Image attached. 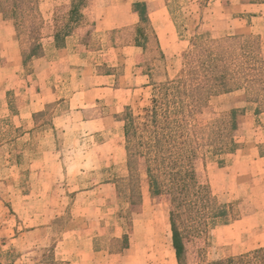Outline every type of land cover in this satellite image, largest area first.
Wrapping results in <instances>:
<instances>
[{"label": "rangeland", "instance_id": "obj_1", "mask_svg": "<svg viewBox=\"0 0 264 264\" xmlns=\"http://www.w3.org/2000/svg\"><path fill=\"white\" fill-rule=\"evenodd\" d=\"M171 1L174 3V11H179L174 16L175 21L181 27H185L182 41L188 45L184 48L176 47L177 53L180 50L182 52L169 63L153 55L151 64L155 70L152 77L155 87L137 90L134 95L128 97L130 98L126 108L129 119L128 149L143 154L142 158L138 159L136 175H133L135 182H138V189L132 198L127 165L122 166L121 156L118 155L121 149L119 141L124 133L121 125L110 122L103 130L92 127H69V133L65 134L66 139H59V142L55 143L52 141L53 135L59 133V128H56L58 130L56 133L53 131L55 127L42 125L48 122L57 123V120L65 118L69 113L68 109L60 107L61 109L56 111L49 110L45 114H36L33 121L39 126L32 130L30 136L24 135L29 129V119L26 117L31 109L29 102L32 94L29 86L33 85L34 80L26 79L27 75L24 76V72L19 68L20 59L18 60L17 56L10 59L3 57L0 60V264L13 262L14 257L27 248L44 252L39 258L41 263L53 261L51 254L55 246L61 248L60 252L64 253V257L67 256L70 216L78 213L79 218H82L80 214L83 213L82 206H79L78 210L74 209V212L71 209L70 192L87 184H100L101 181H108L111 188L103 192L105 194L102 197L103 207L95 206L88 212L84 211L91 216L92 221H95L94 216L99 217L98 214H101L106 236L103 241L107 242L110 250H117L119 245L114 243L111 236L126 228L127 222L133 217L128 207L131 199L139 200L141 194L153 212L159 208L158 203L165 204L167 210L170 208L168 195L151 197L148 194L145 173L146 162L151 161L153 174L158 177L159 182L164 187L171 186L169 175H166L168 172L166 167L172 169L167 159L170 153L176 160L173 172L184 171L189 166L194 172L199 188L209 200L206 206L201 205L202 210L198 215L191 212L189 215L183 213L184 215L180 217L177 225L182 233L181 264H259L257 259L259 256L252 255L254 250L251 248L256 242L255 239L252 242L253 231L264 232V90L262 92L260 90L262 87L257 83L244 85L238 78L220 88L214 86L215 81L209 80L210 82L204 86L209 92L233 88L236 85L241 87L229 93L209 96L196 109L175 94L171 83L178 81L181 76H183L181 79H185V70L192 68L187 61L197 62L198 58L203 59L206 54L202 53L205 47L229 38L237 39L221 43V49L215 48L212 53L215 55L222 53L226 47L228 48L226 57L246 52L248 55L245 61L254 66V74L264 77V6H260L264 5V0H197L193 6L187 5L186 0ZM8 2L10 0H2L4 4ZM55 2L60 3L61 0H38L36 3L42 22L39 42L46 50L50 46L47 37L52 27L63 26L68 22V17L64 14L57 15L53 20L48 19V15L45 16ZM241 5L253 7L244 8ZM39 6L46 20L43 19ZM61 8L59 9L63 11L65 7ZM45 25L46 29L43 30ZM127 37L129 35L124 36ZM101 39L99 37L91 40L90 37L89 49L91 51L100 49ZM104 40L106 42L107 38ZM9 46V42L8 44L4 42V47H0V53L6 50L11 53L13 49L20 53L17 39L12 49ZM68 56L62 57L66 66ZM92 56L93 54L85 61L89 63L85 68L87 76L90 75L88 71L90 65L99 67L100 72L114 70L120 77L125 76L127 69L134 67V55L128 51H105ZM74 61L75 59L71 60ZM7 65L11 67L10 71L5 70ZM24 68L29 69L30 65ZM59 69L61 68H56V74L61 77L62 72ZM228 71L232 72L231 69ZM64 81H67L65 77L62 82ZM69 83L68 80L67 84ZM92 84L93 81L89 78L77 79L64 88L83 89ZM161 98L164 100L158 107L156 120H164L165 110L175 113L174 116H170L171 123L167 130L151 125L149 119L152 100ZM117 99L121 97L113 96L109 106L110 113L121 105L117 106ZM232 110L238 112L235 130L230 129L227 116ZM70 120L77 122L79 119L71 115ZM95 130H100L99 133L102 130L103 137H100V141L105 143L104 152L107 158L104 159L105 167L102 169L98 168L97 160L82 155L84 151L93 148L90 143L87 144L88 147H85V143H75L77 137L83 133L97 132ZM165 134L169 137L165 138ZM157 140L161 141L157 144ZM232 141L237 148L233 153H229ZM69 150L77 151L75 157L58 161L46 157L50 151H61L66 155ZM38 152L44 155L38 158ZM78 166L82 168L79 169ZM83 171H86L84 176L77 174ZM70 180L71 185H67ZM190 193L192 196L195 194L191 191ZM94 198L96 204L99 197L94 195ZM221 208L225 210V216L211 217ZM235 217L241 219V222L232 224V221L236 220H233ZM128 230L126 229L127 232ZM29 231V236L20 237ZM261 241L264 242V239ZM164 248L165 255L169 256L170 249L167 245ZM239 257L243 258L239 260ZM229 260L232 262L229 263ZM158 264L165 262L161 261ZM173 264H176V261Z\"/></svg>", "mask_w": 264, "mask_h": 264}, {"label": "crops", "instance_id": "obj_2", "mask_svg": "<svg viewBox=\"0 0 264 264\" xmlns=\"http://www.w3.org/2000/svg\"><path fill=\"white\" fill-rule=\"evenodd\" d=\"M72 1L61 0L60 3L55 2L50 10L45 13V16L48 15L47 18L50 20H53L59 14L67 16L71 13ZM186 1L187 5L193 6L197 0ZM60 6L65 7L63 11L60 10L62 9ZM173 6L174 3L171 0H85L84 6L79 10V14L83 16V24L74 28L70 35L65 36L59 46L56 45L55 41V27H52L50 35L47 37L50 43L48 50L50 51L42 47V54L31 59L29 69L24 68L21 54L18 51L16 52L13 49L11 53H8V50L1 52L0 60L3 57L10 59L12 56H17V59H20L19 68L24 72V76L27 75L26 79L34 80L33 85L29 86V91L32 94L29 102L31 109L26 116L29 119V129L27 134L24 135L30 136L33 133L32 130L39 126L33 121V117L36 114H45L49 110L56 111L62 107H65L66 110L68 109L69 112L65 115V118L57 120V123L48 122L42 125H50L51 128L55 127L53 131H56V133L58 132L56 128H59V133L56 136L53 135L52 141L55 143L56 141L59 142V139H66L65 134L69 133V127H92L102 128L103 130L110 122H114L115 124H120L124 131L122 119L127 105H129L130 98L128 97L131 94L134 95L137 90H149L154 87L152 77L155 70L153 68L154 65L150 64L154 52L149 50V48L155 47L164 57L165 62L169 63L182 52L180 50L177 53L178 47L184 48L188 45V43L182 41L185 27H181L175 21L174 16L179 11L175 12ZM241 6L244 8L253 7V5ZM260 6L263 7L264 5ZM39 11L43 19L46 20L47 18L44 17L40 6ZM142 16L149 28V32L146 34L144 33V24L141 21ZM45 29L46 25L43 30ZM187 29L189 30V28ZM148 34L151 36H148ZM125 35H129V37L124 38ZM90 37L91 40L92 38H102L100 49L92 51L89 49L91 47ZM105 37L107 38L106 42H104ZM145 37L150 40L149 44H145ZM15 39V30L12 22L0 11V47H4V42L6 44L9 42V47L12 49ZM146 45L148 49L144 48ZM75 50H77V53H75ZM114 50L118 52L128 51L134 55V67L127 70L125 68V76L116 75L114 70L100 72L98 71L99 67L93 64V66L90 65L91 68H88L90 75H85V68L89 65L85 61L91 54L94 57L98 53L112 52ZM65 55L68 56L67 66L65 62L63 64L64 60L62 59ZM72 59H75V61L71 62ZM147 64L150 66L149 69ZM57 67L61 68L59 69L62 72L61 77L56 74ZM10 68L7 65L5 70L10 71ZM64 77L67 81H70L69 84H67V81L62 82ZM86 78L93 81V84L89 87L65 90L64 86L67 85L68 87L71 85V81L74 83L77 79L85 80ZM59 79L60 81H58ZM122 79L125 82H122ZM115 95L121 97V99H117V106L121 105L116 111L110 113L109 110L111 108L109 106ZM34 105H36L35 108ZM71 115H75L79 120L77 122L70 120ZM102 130L100 133L98 132L100 130H95L97 132L90 131L87 134L83 133V135L77 137L75 142L77 144L85 143V147H88V143L93 146L90 151H84L82 155L85 158L97 160L99 169L105 167L104 159L107 158L104 152L105 143L102 140L100 141V137H103ZM119 147L121 149H119L118 155L119 157L121 156V164L125 167L124 133L119 141ZM76 153V150H69L66 155L61 151H50L46 154V157L53 161H58L64 158L68 159L67 157H75ZM37 155L40 158L44 153L38 152ZM78 168L80 169L82 166H78ZM85 173L86 171L78 172L77 174L84 176ZM71 181L67 185H71ZM109 189L111 188L108 181H101L100 184H87L70 192L69 204L71 209L74 212V209L78 210L79 206H82L83 213L81 212L80 214L82 218H79L78 213L75 216L72 214L70 216L67 256L64 257V253L61 254L60 252L61 248L55 246L51 254L53 261L41 263L39 258L43 256L44 252L27 248L23 249L18 256L14 257L13 262L9 264H158L161 261L165 262V264H173L176 261V264H178L172 241L169 218L170 208L167 210L165 204L158 203L157 206L159 208H156V211L153 212L152 209H149L141 194L139 200L134 204L128 203L133 217L127 222V227L121 229L118 234L111 236V239L119 245V248L117 250L108 248L107 242L103 241L106 236H104L101 214H98L99 217L94 216L95 221H92L91 216L85 214V211L88 212L95 206L97 208L103 207L104 199L102 197L105 196V191ZM112 189H114V185ZM147 190L148 194H150L149 188ZM94 195L99 197L96 204ZM150 196L153 197L151 194ZM240 220L236 219L232 221V224L240 223ZM126 229H129L128 232ZM29 234L30 231L21 234L20 237L24 238L29 236ZM252 238V242L254 239L256 242L251 250L264 249V242L261 241V239H264L263 231H253ZM166 245L170 249L169 256L165 255L164 247Z\"/></svg>", "mask_w": 264, "mask_h": 264}, {"label": "trees", "instance_id": "obj_3", "mask_svg": "<svg viewBox=\"0 0 264 264\" xmlns=\"http://www.w3.org/2000/svg\"><path fill=\"white\" fill-rule=\"evenodd\" d=\"M37 1L38 0H10V2L4 4L2 3V0H0L1 13H3L6 18L9 19L13 24L16 39L20 44V54L24 66H27L32 58L40 56L43 52L42 46L39 42L42 22L39 19V13L36 9ZM84 3L85 0H73L71 13L67 15L68 22L63 26L55 25L54 36L57 46H59L65 36L70 35L73 32L74 28L83 24V16L79 14V10L84 6ZM247 3L251 4L253 2ZM141 21L144 24V33L146 34L147 32H149V28L147 27L146 21L144 20L143 16ZM148 36L151 35L148 34ZM236 39L237 38H229L225 39L223 42L233 41ZM144 42L145 44H149L150 40L145 37ZM223 42H215L212 45L205 47L204 51L202 52L206 53L203 59L198 58L197 62L187 61V64H190L192 68L185 70V79H181L183 78V76H181L180 78H178V81L176 80L175 82L171 83V85H173L171 88L175 90V94L181 100L188 101V103H190V106L196 109L209 96L229 93L241 87V85H236L233 88H225L216 92H209L205 90L204 87L207 82H210L209 80L215 81L214 86L220 88L225 87L227 82L233 83L232 81H235L234 79L238 78L242 80V83L244 85L249 86L252 83H257L262 87L260 90L262 92L264 90V77L262 75L261 77H259L254 74V66L249 65L248 62L245 61V58L248 54L244 52V50H242V52H244L243 54H239L233 57L232 55L226 57L228 53L226 52V50L228 49L227 47L222 53H217L216 55L212 53L215 48L221 49L220 45H222L221 43ZM144 48L148 49V46L146 45V47ZM149 50L154 52V57H159V60H164V57L159 51H157L156 48H149ZM196 57L197 55H195V58ZM154 59L157 58H153V60ZM149 67V64H147L148 69ZM228 69H231L232 72H229ZM167 91L168 88L165 89V95H167ZM163 100L164 99L162 98L161 100H152L153 106L150 110L149 119L151 121V125L158 126V128H164L165 130H167L171 123L169 122L170 116H174L175 113H169L168 110L167 112L165 110V112L163 113L164 120H156V112L159 105L163 103ZM127 110L128 109L125 110L122 120L124 122L126 165L130 175L128 183L130 185L131 191L130 197L132 198L135 196V191H137L138 189V182H135V180L133 179V175H136L137 162L139 158H142L143 154L141 152L135 150L130 151L128 149L127 144L129 141V137L127 136V128L129 126V119ZM237 114L238 112L235 110H232L227 114V116L229 117L231 130H235V128L237 127ZM167 136L168 134H165L164 137L167 138ZM159 141L161 140H157L156 143L158 144ZM236 148V144H234V142L233 144L231 143L229 153H233L234 151H236ZM167 153H169V150H167ZM167 159L170 168H172L170 170L168 169L169 166L166 167V171H168L166 172V175H169L172 184L171 186L167 185L164 187L161 182H159L158 177L153 174L154 170L152 168L153 164L151 161L146 162L145 173L147 176L149 193L153 197H159L163 194H166L170 197L169 218L172 231V241L178 264H181V257L183 252V244L181 240L182 233L177 225L180 221V217H182L184 214L189 215L191 212H195L198 215V212L202 210L200 209L201 205L204 204L206 206L207 204H209L207 203L209 200L207 199L206 195L202 193L201 188H199L194 172L189 168V166L184 171L173 172V168L176 167V160L173 158V154L171 155L170 153ZM169 159L171 160V162H169ZM190 191L195 193L194 196L191 195L192 193H190ZM191 196L194 198L192 199ZM136 201H138V198ZM136 201L131 199L130 203L134 204ZM225 213V210L221 208V210L212 214L211 217L220 218L222 216H225ZM234 219L237 218L235 217L233 218V220ZM252 255L259 256L257 257L258 263L264 264V249L254 251L252 252ZM242 258L243 257H239L238 259L241 260ZM231 262L232 260H229V263Z\"/></svg>", "mask_w": 264, "mask_h": 264}]
</instances>
